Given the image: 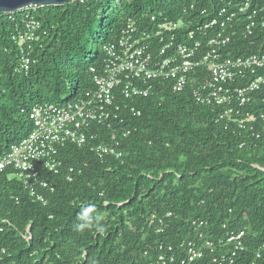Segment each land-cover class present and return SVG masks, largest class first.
<instances>
[{
  "label": "trees",
  "instance_id": "trees-1",
  "mask_svg": "<svg viewBox=\"0 0 264 264\" xmlns=\"http://www.w3.org/2000/svg\"><path fill=\"white\" fill-rule=\"evenodd\" d=\"M104 1L44 7L28 76L16 72L20 50L11 39L21 16L0 18V157L30 135L34 107L72 103L95 90L91 70L102 71L103 47L118 40L130 19L178 21L192 0H108V10ZM252 1L264 8V0ZM157 86L151 98L118 101L142 113L121 115V131H132L121 160L102 161L72 145L59 151L60 174H43L56 183L54 194L45 192L47 205L11 173L0 174V252L6 250L0 264H147L145 247L163 241L148 232L150 217L169 213L165 242L192 241V223L204 222L203 232L223 254L235 250L224 246L230 235L248 234L236 264H264V252L256 260L264 243L263 94L245 109L256 121L244 129L196 104L189 91L174 94L170 82ZM212 258L207 249L199 264Z\"/></svg>",
  "mask_w": 264,
  "mask_h": 264
},
{
  "label": "built area",
  "instance_id": "built-area-1",
  "mask_svg": "<svg viewBox=\"0 0 264 264\" xmlns=\"http://www.w3.org/2000/svg\"><path fill=\"white\" fill-rule=\"evenodd\" d=\"M44 7L29 5L0 14V18L5 15L11 21L21 16L20 26L11 33L20 50L18 74L28 76L36 64L34 45L40 41L42 30L38 14ZM186 16L190 22L184 20ZM239 51L245 55L237 56ZM103 54L102 71L91 70L95 90L72 103L34 107L29 114L33 126L30 135L0 157V174L11 173L35 202L47 205L45 192H56V183L43 174H60L63 163L58 156L62 148H89L102 161L123 158L121 145L132 131H121L125 123L121 115L126 111L130 117L140 118L142 113L128 104L122 107L118 102L121 98H151L159 82H170L174 94L189 91L196 104L213 109L218 119L238 123L244 129L256 121L245 109L259 94H263L264 104V8L252 0H192L178 21L160 20L156 15L144 24L130 19L118 40L103 47ZM102 129H108L109 134ZM70 173L74 175L75 168ZM73 180L69 176L68 181ZM172 216L150 217L148 232L163 237V241L153 246L142 244L147 264H199L207 249L213 264H236L237 252L245 251L246 232L230 235L224 246L235 250L223 254L203 232L207 224L197 221L192 223L195 239L169 244L164 237ZM29 230L24 236L28 241ZM263 252L264 243L256 252L257 261ZM5 254L3 249L0 255Z\"/></svg>",
  "mask_w": 264,
  "mask_h": 264
},
{
  "label": "water",
  "instance_id": "water-1",
  "mask_svg": "<svg viewBox=\"0 0 264 264\" xmlns=\"http://www.w3.org/2000/svg\"><path fill=\"white\" fill-rule=\"evenodd\" d=\"M73 0H0V14L15 12L29 5L64 6Z\"/></svg>",
  "mask_w": 264,
  "mask_h": 264
},
{
  "label": "rangeland",
  "instance_id": "rangeland-1",
  "mask_svg": "<svg viewBox=\"0 0 264 264\" xmlns=\"http://www.w3.org/2000/svg\"><path fill=\"white\" fill-rule=\"evenodd\" d=\"M103 5H104L105 10H108V9L110 8V5H109V3H108V0H105V1L103 2Z\"/></svg>",
  "mask_w": 264,
  "mask_h": 264
}]
</instances>
